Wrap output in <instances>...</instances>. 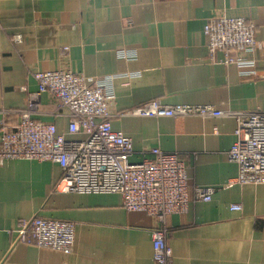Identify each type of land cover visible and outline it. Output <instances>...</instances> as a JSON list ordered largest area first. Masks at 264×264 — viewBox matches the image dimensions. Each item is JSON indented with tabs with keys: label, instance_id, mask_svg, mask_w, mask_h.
<instances>
[{
	"label": "crops",
	"instance_id": "obj_1",
	"mask_svg": "<svg viewBox=\"0 0 264 264\" xmlns=\"http://www.w3.org/2000/svg\"><path fill=\"white\" fill-rule=\"evenodd\" d=\"M216 13L254 25L255 77L209 62L203 28ZM0 26V112L25 109L37 91L34 72L60 70L88 78L135 74L114 81V114L153 100L264 112V0H0ZM120 51L131 57L119 58ZM12 113L10 125L20 121ZM33 119L54 123L66 140L84 138L70 136L64 118ZM111 128L131 140V163L152 148L177 153L190 183L213 190L209 202L167 218L173 264H264V184L226 187L238 175L227 158L235 118L124 116ZM61 176L49 162L0 163V264H154L150 217L127 212L117 195L60 192ZM33 217L71 222L72 253L13 245L19 221Z\"/></svg>",
	"mask_w": 264,
	"mask_h": 264
},
{
	"label": "built area",
	"instance_id": "obj_2",
	"mask_svg": "<svg viewBox=\"0 0 264 264\" xmlns=\"http://www.w3.org/2000/svg\"><path fill=\"white\" fill-rule=\"evenodd\" d=\"M203 33L209 62L234 66L241 77L256 76L255 54L259 42L254 25L242 18L216 13L204 25ZM12 40L20 43L21 37L15 36ZM63 51L67 53L66 48ZM118 57L128 60L131 55L120 51ZM32 77L37 91L27 95L25 109L0 112V163L15 159L49 162L62 172L57 184L60 192L119 196L124 210L144 213L154 221L151 232L154 264H173L167 243V218L184 215L192 203L209 202L213 190L190 183L187 166L177 153L152 148L141 153V162L131 163L132 142L112 130L113 118L232 116L236 119L235 140L227 158L237 164L238 175L229 180L226 187L264 184V112L226 113L211 106H171L153 100L114 114L110 110L114 81L132 78L135 74L88 78L60 70L34 72ZM42 95L47 97L45 105L41 103ZM10 113L19 115L17 124H8ZM44 115L66 119L68 134L84 138L66 140L54 123L33 119ZM230 210L240 212L241 206L231 205ZM74 230V225L67 221L40 217L20 220L13 245L70 254Z\"/></svg>",
	"mask_w": 264,
	"mask_h": 264
}]
</instances>
